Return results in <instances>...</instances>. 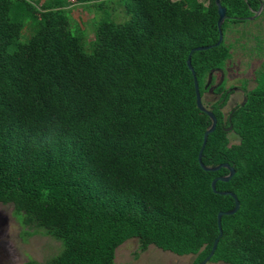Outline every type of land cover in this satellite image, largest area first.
<instances>
[{
	"label": "trees",
	"instance_id": "trees-1",
	"mask_svg": "<svg viewBox=\"0 0 264 264\" xmlns=\"http://www.w3.org/2000/svg\"><path fill=\"white\" fill-rule=\"evenodd\" d=\"M0 0V203L23 232L42 230L61 250L46 262L114 264L136 238L173 254L205 258L216 216L234 198L197 160L209 116L195 101L190 63L216 117L202 163H228L218 180L238 210L222 215L209 262L264 264V63L243 104L225 114L230 91L213 86L231 58L228 22L246 20L259 0ZM91 14L93 38L72 17ZM210 82L205 88L208 79ZM231 125L237 142H231Z\"/></svg>",
	"mask_w": 264,
	"mask_h": 264
},
{
	"label": "rangeland",
	"instance_id": "rangeland-1",
	"mask_svg": "<svg viewBox=\"0 0 264 264\" xmlns=\"http://www.w3.org/2000/svg\"><path fill=\"white\" fill-rule=\"evenodd\" d=\"M177 1V0H174ZM209 6L212 1L206 2ZM72 17L77 21L79 27L84 30L85 38L91 40L93 32L91 27V14L86 13L81 7L76 6L71 11ZM226 43H231V58L226 61L225 72L223 74L225 87H237L242 83V79L247 81V88L253 85L251 80V70L257 67L258 60H254V55L263 58L264 56V3L260 13L253 19H246L237 23L228 22L225 32ZM264 63V62H263ZM213 86L218 84L220 71H214ZM217 98L210 90L206 91L201 99L206 107ZM242 99V93L238 90L233 92L223 107L227 114L235 104ZM231 142H237V136L228 132ZM0 214L7 217L6 234L11 244V252L17 254L19 258L14 264H20L29 258L38 262H46L61 250L58 240L38 231L32 235L23 232V226L18 216L14 213L11 203H0ZM138 242L136 238L125 240L115 249L114 264H192L195 255H176L169 251H163L154 245H149L144 252H138ZM206 264H225L223 262H208Z\"/></svg>",
	"mask_w": 264,
	"mask_h": 264
},
{
	"label": "water",
	"instance_id": "water-1",
	"mask_svg": "<svg viewBox=\"0 0 264 264\" xmlns=\"http://www.w3.org/2000/svg\"><path fill=\"white\" fill-rule=\"evenodd\" d=\"M214 3L216 5L217 14H218V19H217L218 39L214 43V45H218L223 40V32L221 30V26H222L223 21L226 19L227 15H226V8L221 5L220 0H214ZM262 7H263V2H261L259 4L257 10L251 16H247L246 19H253L254 17H256L260 13ZM209 47L210 46H197V47L192 48L190 50L189 54H188L187 59H186V65H187L188 69L191 71V73L193 75V80H194L193 84H194V91H195L196 106L201 112L206 113L209 116V118H210V125L208 126V128L203 133V138H202L201 146H200L199 151H198L197 160H198V163H199L200 167L204 171H216V170H218L221 167H225V168L228 169V173L226 175L217 176V177L213 178L212 181H211L210 186H211V189L215 193L228 194V195L232 196L234 198V206H233V208H231L229 210L219 211L217 213L216 221H217V227H218V236L214 239L212 247H211L208 255L205 258H203L200 262H198L197 264H206V263H208L210 258H211V256L213 255L214 250H215V248L217 246L218 239H219V237L222 234V229H221V217H222V215L234 214L239 208V202H238V200L236 198V195L234 193H232L231 191H217L216 188H215V184H216V182L218 180H220V181H228L232 177V175L234 174V168L232 166H230L228 163H220V164L215 165V166H207V165H204L202 163V160H201L202 151H203V148L205 146V143H206V140H207V136L215 128L216 117H215V115L213 114V112L210 109H208L207 107L204 106V104L202 102L201 95H200V92H199L198 82H197V79L195 77L194 70H193V68L191 66V63H190V56H191V53L193 51H195V50L207 49ZM209 82H210V78L208 79V82L206 83L205 88L207 87ZM231 127L232 126L229 125L227 128H225V131L226 132L230 131Z\"/></svg>",
	"mask_w": 264,
	"mask_h": 264
},
{
	"label": "flooded vegetation",
	"instance_id": "flooded-vegetation-1",
	"mask_svg": "<svg viewBox=\"0 0 264 264\" xmlns=\"http://www.w3.org/2000/svg\"><path fill=\"white\" fill-rule=\"evenodd\" d=\"M261 2L264 3V0H259V4ZM259 4H258V6H259ZM252 58L254 60H258V59H261V60L258 61L257 67H253V69L251 70V74H252L251 80L253 82V85L251 87H248V88L246 86L247 89H252L255 86L256 72L263 65V62H264V56H263V58H260L256 55H254ZM217 71H220V73H221V76L219 77V82H218V83H221L224 79V76H223L224 72L220 69H218ZM242 81H243V79H242ZM225 88L229 91L231 89V94L233 92H235L236 90L240 91L242 93V99L240 101H238L236 104H243L244 103L246 98H245V91L243 89L242 83L240 84V86H237V87L231 86V87H228V88L225 87ZM231 94H230V96H231ZM230 96H229V98H230ZM6 223H7V217L0 214V264H14L16 262V260L19 258V256L10 251L11 250V244H10L8 239L6 240V238H8V235L6 234V231H5L6 230Z\"/></svg>",
	"mask_w": 264,
	"mask_h": 264
}]
</instances>
